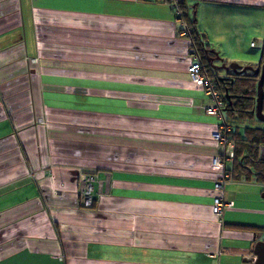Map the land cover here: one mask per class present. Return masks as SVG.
<instances>
[{
    "label": "crops",
    "instance_id": "0c3cea01",
    "mask_svg": "<svg viewBox=\"0 0 264 264\" xmlns=\"http://www.w3.org/2000/svg\"><path fill=\"white\" fill-rule=\"evenodd\" d=\"M181 6L0 0V264H254L264 183L232 160L214 189L228 147L188 67L194 28L216 68H255L238 36L264 0ZM220 193L231 205L217 215Z\"/></svg>",
    "mask_w": 264,
    "mask_h": 264
},
{
    "label": "trees",
    "instance_id": "16d2710c",
    "mask_svg": "<svg viewBox=\"0 0 264 264\" xmlns=\"http://www.w3.org/2000/svg\"><path fill=\"white\" fill-rule=\"evenodd\" d=\"M194 22V19L188 20L187 24L191 25ZM192 30L194 35H191V43L198 54L203 71L211 78L224 102L222 110L225 121L231 126L229 139L234 143L233 168L237 175H242L244 179L253 177L264 183V158L259 155V148L264 146V126L244 124L256 120L254 110L258 75L248 69L242 73L226 69L224 75H220V69L225 67L218 69L213 66L212 61L217 56L216 52L208 48L194 28ZM263 58L264 56L257 66L263 62Z\"/></svg>",
    "mask_w": 264,
    "mask_h": 264
},
{
    "label": "built area",
    "instance_id": "2783aa9c",
    "mask_svg": "<svg viewBox=\"0 0 264 264\" xmlns=\"http://www.w3.org/2000/svg\"><path fill=\"white\" fill-rule=\"evenodd\" d=\"M168 4L171 8L175 10V13L179 16L184 15V10L181 6L182 0H160ZM188 32L187 29H184L180 34L185 35ZM250 46H262V43L258 42H250ZM241 69H239V73H242ZM188 73L191 77V80L197 85L202 86L203 91L207 96L211 98L212 104H210L206 108V113L209 115H214L219 119V127L216 131L212 133V137L214 140L224 144L228 147V151L225 153L223 157H215L213 159V163L215 166L223 169L222 174L219 176L217 181L214 183V189L218 191H222L224 184L229 176L228 172L225 171V166L227 161H232L234 156V144L231 139H229V133L231 131V126L225 121V117L223 114V106L224 102L220 93L215 88L214 83L211 78L205 75L203 68L201 66L199 57L197 52L193 48V62L188 67ZM263 111H264V99H263ZM94 176L91 174L83 173L81 175V187H80V196L82 199V203L85 206H90L92 204V192L93 186L92 181ZM231 205V202L226 201L223 198L222 193L215 196L212 202V210L215 214L221 215L225 207Z\"/></svg>",
    "mask_w": 264,
    "mask_h": 264
},
{
    "label": "rangeland",
    "instance_id": "374dc122",
    "mask_svg": "<svg viewBox=\"0 0 264 264\" xmlns=\"http://www.w3.org/2000/svg\"><path fill=\"white\" fill-rule=\"evenodd\" d=\"M258 10L259 11H257V17L255 19L257 24L252 25L251 21L242 22V26L238 36L241 44L238 52L241 53L240 56L242 57L239 58L238 62L241 65L256 64L261 58L262 51L260 48H250V42L258 43L264 40V24H262L260 20L264 12V8L258 7ZM252 26L253 29H250ZM222 70L223 69L221 68L220 71ZM244 124H248L250 126H264V123L259 122L257 119H253L251 121H248L247 123L244 122ZM259 149V155L264 156V146H261Z\"/></svg>",
    "mask_w": 264,
    "mask_h": 264
},
{
    "label": "water",
    "instance_id": "95a60500",
    "mask_svg": "<svg viewBox=\"0 0 264 264\" xmlns=\"http://www.w3.org/2000/svg\"><path fill=\"white\" fill-rule=\"evenodd\" d=\"M225 68H230L231 72L239 73V69L242 71L250 70L253 74L258 75V81L256 84V98H255V117L264 122V113H263V82H264V62L259 66L253 68L251 66H240L236 63H230L227 66L223 64ZM226 96V95H225ZM261 196L264 198V191L261 193ZM253 252L256 256L254 264H264V232L263 239H258L253 245Z\"/></svg>",
    "mask_w": 264,
    "mask_h": 264
}]
</instances>
